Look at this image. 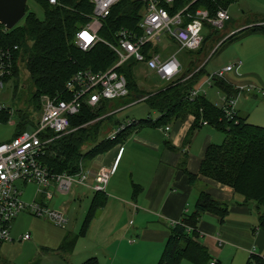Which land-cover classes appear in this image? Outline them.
Instances as JSON below:
<instances>
[{"label": "trees", "instance_id": "16d2710c", "mask_svg": "<svg viewBox=\"0 0 264 264\" xmlns=\"http://www.w3.org/2000/svg\"><path fill=\"white\" fill-rule=\"evenodd\" d=\"M33 1L43 12L42 19L25 9L24 17L13 29L6 31L0 25V47L17 46V49L13 51L11 72L6 77V82L12 78L15 79L13 98L17 96L19 85L18 62L23 63L31 83V89L28 90L29 96L25 99L20 96L18 100L20 102L23 99L28 109H14L12 114H3V122L15 117L17 123L15 135L34 124L35 116L40 112L43 97L67 98L65 83L74 73L83 69H91L94 72L105 71L116 63V54L101 40L115 43L117 32L122 28L132 30L137 34L141 33L138 25L141 18L140 12L144 6L143 2L120 0L103 19L102 27L98 32L101 40L89 50L83 51L76 43V35L91 19L93 5L90 0H55L54 4H51L49 0ZM192 1L176 0L169 11L174 14L190 4L188 8L190 11L205 8L214 14L221 5L227 9L233 0H226L225 3L224 0H195L191 3ZM260 22H264V18ZM216 33V30L210 29L203 43ZM251 33H261L264 36V23L256 25ZM153 49L155 52L160 51L158 47ZM134 64L138 63L130 60L117 69L127 79L129 95L131 88L128 77ZM191 64L192 62L189 65ZM189 69L176 80L168 83L165 88L150 94H141L142 92L136 94L137 97L145 96L144 101L148 107L159 113L158 119L154 122L147 117L144 120H138L137 126L142 124L162 126L187 114H192L195 116L193 128L203 121L222 132L224 141L208 147L199 173L232 187L235 192L242 195L244 203H254L258 210L259 227L264 229V127L247 122V117L237 112L233 119L226 118L223 110L211 104L205 96H199L194 102L187 101L185 96L200 82L205 72L204 66H201L188 79H184ZM213 82L227 96L236 97L239 93L221 78H215ZM110 103L111 101H104L96 109L83 106L77 114L70 117V128L81 126L98 118ZM104 119L110 118L105 117L89 127L91 134L87 129L80 128L78 131H71L56 137L45 147L40 156L41 162L52 172L75 174L80 170V165L87 168L83 164L84 160L89 162L97 155L108 151L119 142L127 130L134 128L129 126L118 133L115 138H106L96 143L103 123L101 121ZM87 141H93V145L84 151L82 147ZM184 161H182L183 166ZM182 170L191 185L197 182V175L191 174L185 167ZM102 192H93L94 196L86 220L91 219L103 205ZM229 206V203L220 202L205 190H200L193 210L184 212L181 218L170 227L157 264H183L184 261L192 264L208 263L207 251L196 239L200 218L206 212H210L219 216L222 222L229 212ZM59 249L63 251L70 249L68 239ZM212 261L219 264L215 260ZM82 264H98V262L95 258H89ZM246 264H264V255L251 253Z\"/></svg>", "mask_w": 264, "mask_h": 264}, {"label": "crops", "instance_id": "0c3cea01", "mask_svg": "<svg viewBox=\"0 0 264 264\" xmlns=\"http://www.w3.org/2000/svg\"><path fill=\"white\" fill-rule=\"evenodd\" d=\"M241 65L228 73L235 72L239 77ZM228 83L236 88L234 83ZM152 111L157 114L155 119L149 117L154 122L159 113ZM194 120V115L187 114L162 126L142 124L134 127L108 151L89 161L86 167L91 172L100 166L110 167L116 161L115 171L101 194L104 203L91 219H85L81 236L67 231L54 247H42L44 252L41 250L40 255H45L44 262L82 264L95 258L98 264H157L170 227L184 212L193 210L200 190L230 204L222 222L210 212L200 218L196 239L207 251L209 261L206 264L212 260L219 264H246L251 253L264 255V229L259 227L255 204L244 203L242 195L232 187L199 173L208 147L221 144L224 139L215 134L222 132L207 122L201 121L193 128ZM165 126L169 127L168 131L163 130ZM183 167L197 175L195 184L189 183ZM70 193L79 201L86 196L85 193L76 195L75 191ZM59 209L68 214L70 203ZM13 223L10 229L13 241L3 243L0 248L7 243L14 244ZM67 239L70 249H59ZM37 258L28 264H39ZM0 264L11 263L0 254Z\"/></svg>", "mask_w": 264, "mask_h": 264}, {"label": "built area", "instance_id": "2783aa9c", "mask_svg": "<svg viewBox=\"0 0 264 264\" xmlns=\"http://www.w3.org/2000/svg\"><path fill=\"white\" fill-rule=\"evenodd\" d=\"M119 1L90 0L93 5L91 19L76 35L77 45L80 49L87 51L101 40L98 32L102 27L103 19L109 15L111 8ZM138 1H142L144 4L138 25L141 33L137 34L124 28L117 32L116 42L110 44L117 56L116 63L105 71L94 72L91 69H83L74 73L65 83L67 98L43 97L42 106L38 115L35 116L34 124L15 135L11 140L0 143V246L5 242L13 241L10 229L13 221L22 211L65 228L69 224L67 214L49 204L55 194H68L72 192L74 185L84 187L92 192L105 190L115 171L116 161L112 166H100L94 172L80 165V170L77 173L70 174L52 172L41 162L40 156L45 147L56 137L71 130L70 117L77 114L83 106L96 109L104 101L113 102L116 99L129 96L127 79L117 70L120 66L130 60L144 63L148 69L155 72L160 80L167 83L173 82L182 74V63L177 57V53L182 50H199L210 29L219 30L230 20L227 9L222 7L212 14L205 8L190 11L188 9L190 4H188L172 14L169 9L173 7L176 0ZM49 2L54 4L55 0H49ZM84 33H87L91 40L84 39ZM164 35L167 37V43L165 46L164 44L160 46ZM171 42L177 46V50L174 52H169L166 46ZM155 47H158L160 51L155 52L153 49ZM163 47H167V51H164ZM16 49L17 46L13 48L0 47V92L5 85L6 77L11 72L13 51ZM240 64L241 61L237 60L221 71L207 75L205 79L190 89L185 96L186 100L194 102L203 94L201 92L204 85L210 84L215 78L224 79L226 73ZM190 76L186 75L184 79H188ZM235 89L239 93L245 90L244 87L237 86ZM259 94L264 102V90H260ZM145 99L146 97L143 96L136 100L144 101ZM222 101L223 104L220 108L225 117L233 119L236 114L234 109L236 97L224 94ZM4 113L12 114L13 109L0 101V123L3 122ZM137 125L138 120H130L124 125H119L109 135V138L113 139L127 127H136ZM163 130L168 131L169 127L165 126ZM18 181L25 186L29 183L38 186L37 196L32 202L22 201L23 192L16 186ZM30 237V233H27L20 236L19 239L27 241ZM210 264H215V262L211 261Z\"/></svg>", "mask_w": 264, "mask_h": 264}, {"label": "rangeland", "instance_id": "374dc122", "mask_svg": "<svg viewBox=\"0 0 264 264\" xmlns=\"http://www.w3.org/2000/svg\"><path fill=\"white\" fill-rule=\"evenodd\" d=\"M26 6L27 11L33 12L40 19L43 18L41 8L33 0H27ZM221 7L225 8L222 5ZM227 12L231 19L224 24L223 28L216 29L217 33L202 44L200 51L182 50L177 53V57L181 63H184V71L190 68L187 75H192L201 66H204L205 72L200 78L201 80L205 79L207 75L219 72L227 65L240 60L242 63L238 69L240 76L237 77L235 72H232L225 74L222 80L234 83L237 87L245 88L243 92L238 93L236 96L234 109L239 115L246 116L247 122L264 127V102L259 94L260 90H264V36L261 33H251L256 25L264 23L260 22L264 18V0H233L228 5ZM20 22L21 20L18 24ZM166 39L167 37L164 35L160 46L162 44L165 46V43H167ZM101 41L112 50L110 47L112 42L104 39ZM166 46L169 52L177 50L176 44L172 42L168 45L166 44ZM167 47H163V50L167 51ZM191 62L192 64L189 65ZM18 66L19 85L16 98H13V84L15 82L13 78L5 82L0 92L1 103L11 107L13 111L14 109H28L24 105L23 99L20 102L18 100L20 98H27L29 96L28 90L31 89L27 70L22 62H18ZM128 81L131 88L129 97L116 99L108 104L107 108L99 114L98 118L81 126H75L69 132L84 128L91 134L89 127L105 117L110 118L101 121L103 125L101 124L99 137L95 141L99 143L109 138L108 134L113 133L119 125H124L130 120H144L147 117L155 119L157 116L156 112L152 111L146 102L136 100L138 98L136 94L139 92H142L141 94L156 92L165 88L166 83L160 80L155 72L148 69L144 63L134 64L131 67ZM201 93L203 94L200 96H205L214 106H222L224 92L213 81L210 84L204 85ZM111 120L114 122L113 125H111ZM16 124L15 117H11L10 120L0 123V143L9 141L15 136L17 132ZM208 128L210 129V127ZM215 134H218L222 140L224 139L222 133L217 132ZM92 145L93 141H87L82 150L85 151ZM88 163V160L83 161L84 166ZM16 186L22 190L21 199L25 203L32 202L37 196L38 186L34 183H29L25 186L18 181L16 182ZM51 190L53 191V189ZM72 191H75L76 195L80 194V196L85 193L86 196L82 197L81 201H79L73 199L71 193L66 195L57 193L50 202V205L54 208H61L70 203V211L67 214L69 224L65 228L54 226L42 218H37L26 211H22L17 215L13 223L12 234L15 239L14 244L7 243L3 245L0 248V254L7 258L11 264H28L38 259L37 257H39V264H47L43 259L45 255H40L41 250L44 252L42 247H54L57 245L61 235H65L67 231H71L78 237L81 236L85 228V213L93 193L75 185ZM252 204L254 205V203ZM27 233H30L31 241H19V237ZM126 253L123 255L126 256ZM183 264L192 263L184 261Z\"/></svg>", "mask_w": 264, "mask_h": 264}, {"label": "water", "instance_id": "95a60500", "mask_svg": "<svg viewBox=\"0 0 264 264\" xmlns=\"http://www.w3.org/2000/svg\"><path fill=\"white\" fill-rule=\"evenodd\" d=\"M27 0H0V24L13 29L25 15Z\"/></svg>", "mask_w": 264, "mask_h": 264}, {"label": "snow or ice", "instance_id": "6c2138e0", "mask_svg": "<svg viewBox=\"0 0 264 264\" xmlns=\"http://www.w3.org/2000/svg\"><path fill=\"white\" fill-rule=\"evenodd\" d=\"M83 36H84V39L91 40V37L87 33H84Z\"/></svg>", "mask_w": 264, "mask_h": 264}]
</instances>
